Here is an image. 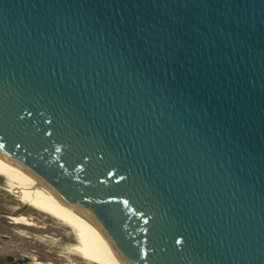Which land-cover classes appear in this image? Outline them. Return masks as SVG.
Wrapping results in <instances>:
<instances>
[{
    "label": "water",
    "instance_id": "water-1",
    "mask_svg": "<svg viewBox=\"0 0 264 264\" xmlns=\"http://www.w3.org/2000/svg\"><path fill=\"white\" fill-rule=\"evenodd\" d=\"M0 159L124 264H264V0H0Z\"/></svg>",
    "mask_w": 264,
    "mask_h": 264
},
{
    "label": "bare ground",
    "instance_id": "bare-ground-1",
    "mask_svg": "<svg viewBox=\"0 0 264 264\" xmlns=\"http://www.w3.org/2000/svg\"><path fill=\"white\" fill-rule=\"evenodd\" d=\"M0 176L5 180V189L17 200L31 206L24 210L21 206L9 207L5 214L12 223L22 228L45 231L44 224H39L32 210L54 218L65 226L63 246L70 255H76L89 264H124L114 253L109 239L100 227L84 212L61 202L45 186L28 173L0 159ZM23 237H30L24 231H18ZM43 241L48 240L40 236ZM44 264L42 261H37ZM53 264V263H51Z\"/></svg>",
    "mask_w": 264,
    "mask_h": 264
},
{
    "label": "rangeland",
    "instance_id": "rangeland-1",
    "mask_svg": "<svg viewBox=\"0 0 264 264\" xmlns=\"http://www.w3.org/2000/svg\"><path fill=\"white\" fill-rule=\"evenodd\" d=\"M5 178L0 176V264H89L83 258L70 255L63 246L67 240L65 226L43 213L32 210L39 224L47 226L45 231L22 228L4 216L9 213L8 208L19 205L24 210H31V206L17 200L5 189ZM18 231H24L30 237H23ZM40 236L48 240L43 241Z\"/></svg>",
    "mask_w": 264,
    "mask_h": 264
},
{
    "label": "snow or ice",
    "instance_id": "snow-or-ice-1",
    "mask_svg": "<svg viewBox=\"0 0 264 264\" xmlns=\"http://www.w3.org/2000/svg\"><path fill=\"white\" fill-rule=\"evenodd\" d=\"M124 203H125V204H127V203H128V201H124Z\"/></svg>",
    "mask_w": 264,
    "mask_h": 264
}]
</instances>
